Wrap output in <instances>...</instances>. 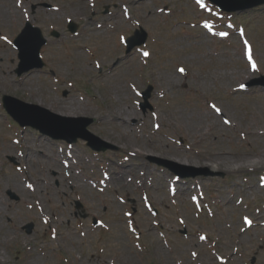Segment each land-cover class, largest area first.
Returning a JSON list of instances; mask_svg holds the SVG:
<instances>
[{"label": "rangeland", "instance_id": "374dc122", "mask_svg": "<svg viewBox=\"0 0 264 264\" xmlns=\"http://www.w3.org/2000/svg\"><path fill=\"white\" fill-rule=\"evenodd\" d=\"M16 1L23 2L45 22L47 29L42 30L43 34L54 38L52 31L55 30L58 38L54 44L41 47L40 58L44 66L30 69L20 76L15 73L18 51L0 40V49L9 50L7 55L0 54V264H32L33 259L37 264H119L124 259L117 251L120 244L130 253L125 255L129 260L126 264H223L219 261L224 258L219 259L213 251L227 259L224 264H250L253 255L256 257L254 264H264V230L259 223L243 229L241 218L248 214L258 221L257 209L264 201V187L260 185L264 176V89L259 85L264 75V6L236 13L233 19L245 27L247 38L254 44L259 67L252 71L244 60L238 36L232 31L229 37L220 39L199 26V20L210 18L212 12L211 9L209 13L198 10L192 0H86L87 8L79 19L74 18L77 26L74 34L68 30L64 16L80 0H32V4L26 0H0V6ZM37 2L40 8L36 7ZM50 6L51 10L46 12ZM224 20L227 17L221 19L223 26H227ZM139 27L147 33L143 48L149 50L148 57L141 55L136 46L126 53V46L118 39V33L127 31L132 35ZM4 33L0 28V38ZM8 43L12 45L13 39ZM96 59L101 63V69L95 66L93 61ZM30 62H33L32 56ZM179 65L199 80H190L187 88L179 82L168 84L167 77L179 75ZM77 66L84 68L85 72H78ZM107 67H112L110 75L102 74ZM245 73L247 79L241 80ZM240 80L253 81V86L246 90H232ZM149 82L152 90L148 101L152 108L144 110L139 104L143 98L138 97L134 89L144 90ZM131 83L136 84L132 89ZM158 90L160 92L156 94ZM125 91L128 96L124 95ZM4 94L46 108L30 95L59 99L63 104L74 99L84 100L96 110V113L82 115L92 119L87 130L115 148L93 152L85 141L79 139L70 144L77 156L73 157L75 162L71 161L73 166L68 171L63 165L68 155L64 149L66 142L41 134L29 126L21 127L22 131L16 133L14 128L19 130V125L1 109ZM211 99L218 102L234 121V130L226 128L219 120L223 127L215 128L217 125L212 119L206 115L202 117L208 110L206 102ZM126 102L132 103L139 112L137 124L128 122L123 126L111 117H105L107 110L113 109L108 107L109 104L117 106ZM152 110L159 113L158 119ZM198 116L202 117L199 130L209 135L196 138L199 130L192 128L183 131L187 142L204 149L214 144L211 148L219 147L234 156L244 155V151L252 148L254 156L250 160L256 164L236 167L234 163L232 169L211 171L205 166L180 163L150 153L130 158L122 147L133 145L138 149L140 142L147 143L149 139L164 143L169 141L166 135L174 136L180 143L181 138L174 135L177 126L181 125L180 120ZM53 121L57 122L61 133L69 135L81 132L80 124L84 123ZM208 126H214L218 142L214 143L213 130ZM107 132L127 133L128 138L106 141ZM23 134L29 139H42L56 154L63 146V156L14 158L2 152L4 138ZM96 143L101 145L98 141ZM12 147L17 150L18 146ZM155 158L170 160L168 165L185 177L196 173L197 177L207 180L202 184L205 189L202 191L205 197L202 212H197L189 200V194L197 191L191 187L180 190L179 208H175L165 186V179L171 172L154 163ZM141 162L151 169H159L158 173L163 172L146 179L156 187L155 195L161 201L157 204V215L144 208L140 200L144 190L135 189L137 201L132 202L125 199L124 193L117 189V181L112 179L104 192L97 191L95 180L106 174L112 176V171L120 170L125 163L133 164L137 171ZM66 172L70 173L68 178L73 187L67 183ZM39 178L44 182L29 190L28 183ZM16 181L22 184L25 193L13 187ZM121 185L126 187L124 183ZM104 201L108 203L107 207L103 206ZM40 207L47 211L45 216L40 213ZM53 214L57 217L49 225L44 217ZM94 218L109 225V230L100 227L92 230ZM127 218L130 219L128 223ZM132 219L139 223L142 220L141 227H131ZM28 222L33 223L30 233L24 229ZM82 228L88 231L86 237L80 236ZM51 229H56V237H52ZM200 232L206 233L207 238H199V243L195 235L199 236ZM183 236L188 240H180ZM155 245L161 250L153 252ZM176 247L183 252L176 253ZM197 247L202 252L191 254L197 253Z\"/></svg>", "mask_w": 264, "mask_h": 264}, {"label": "bare ground", "instance_id": "6f19581e", "mask_svg": "<svg viewBox=\"0 0 264 264\" xmlns=\"http://www.w3.org/2000/svg\"><path fill=\"white\" fill-rule=\"evenodd\" d=\"M34 1V0H33ZM32 0H29V3L33 2ZM85 2V3H84ZM86 7V0H80V2L77 4L75 8L70 9L69 12L66 13L64 16V19H78L81 15V13L85 10ZM48 12L47 10H45ZM27 23H30L34 26H37L42 29H47L45 22L36 15V12H31L27 7H25L22 4H6L0 6V28L5 31L7 36H11L13 33H17L18 31L22 30ZM45 37V36H44ZM57 41V39L49 38L48 43L49 45L54 44ZM8 48L3 47V49H0V54L7 55ZM76 59L79 62V57L77 56ZM76 70L80 73L85 72V69L82 67L77 66ZM112 71V67H107L105 72L106 75H110ZM30 75V74H29ZM186 76H182L181 78L177 75H172L167 77L168 82L170 84H174L179 82L181 85H187L188 84V77L187 73ZM178 77V79H177ZM194 80H198L197 78H194ZM116 91V89H114ZM126 91L124 92V95H126ZM129 94H127L128 96ZM31 98H34L38 100L40 104L46 105L49 109L54 110L56 113H59L61 115H67V116H78V115H84V114H90V113H96V110L94 107L84 101H77V100H70L68 104H63L61 100H52L50 98H35L30 95ZM108 107H112L113 109H108L107 114H104L105 117H111L112 120L119 123V125H126L131 119L133 120V124H135L139 119V113L136 110V108L132 104L126 103H118V105H112L109 104ZM209 107L213 108L217 111V107L213 105L212 103H209ZM222 108V107H221ZM223 110V108H222ZM219 109L218 115H213L209 110L202 114V117H206L205 115H208L209 117L215 118L217 120L218 118H225L227 120V116L224 113V110L222 111ZM101 116V114L99 113ZM102 114V116L104 117ZM104 117V118H105ZM200 116L196 118L188 117V118H182L180 120L181 125L177 126V131L175 134L177 136L182 137L183 140H186V138L183 136V131H189L192 128H195V130H199V120L202 119ZM208 117V118H209ZM214 120V123L216 121ZM1 122V120H0ZM230 123V122H229ZM199 130L196 134H199ZM203 133V132H202ZM5 134H2L1 136H4ZM215 141L218 140V137L214 135ZM106 140H112L115 139H127V134H118L107 132L105 134ZM199 138V137H198ZM21 140L19 138L15 137H9L3 139L2 144V152L6 155L14 156L16 158L19 157H29V158H36V157H49L50 155H56V152L52 150L43 140L41 139H30V140H24V147H21L19 150H16L12 147L13 144L16 142H20ZM127 143V142H126ZM142 145H145L143 147ZM189 146V144H188ZM122 147L126 150L128 155L131 158H136L143 156L145 154H152L156 156L166 157L170 159H174L176 161L186 163V164H192V165H201L207 167L211 171H223L232 169L234 167V163L237 165L236 167L241 166H250L255 165L256 162L253 160H250L251 157L254 156L253 150H247L244 152V155H238L234 156L229 154L226 151H223L221 149H204L205 147L197 146L195 145L194 149H198L197 151L193 153L189 152V150H185L183 147L177 146L172 141H165L164 143L158 142L156 140H148L147 143L140 142V146L138 149L134 148V146L130 145V147H127L126 145H122ZM192 151V150H191ZM61 152V150H60ZM257 156V155H256ZM145 167L143 163L140 164V168ZM139 168V167H138ZM123 172H114L113 175L116 179H124L126 175L129 173H132V165L126 164L124 167H122ZM152 171L146 167L145 173H151ZM141 175V174H140ZM196 181H199L195 179ZM203 181H206L205 179H202ZM34 184L44 182V179H34L32 180ZM143 183V181H141ZM185 180H173L170 178L168 181V184L171 186H177L180 190L182 189V185L184 184ZM72 185V184H71ZM13 187L18 190L19 192L25 193V190L22 189V184L18 183L17 181L13 183ZM128 197H131V192L128 191L126 194ZM50 199V198H49ZM107 205V203H106ZM0 206H1V199H0ZM56 214H53L50 218L51 222L55 221ZM88 234L87 230H83L80 236L86 237ZM79 236V235H78ZM177 248V249H176ZM174 248V251L176 252H183V249L176 247ZM161 247L159 245H155L153 248V252L160 251ZM117 251H120V253L123 255L124 259L123 261H119V264H126L129 262L128 258L125 257V255L130 254L124 247L120 244L117 247ZM32 264H37L36 259H33Z\"/></svg>", "mask_w": 264, "mask_h": 264}, {"label": "water", "instance_id": "95a60500", "mask_svg": "<svg viewBox=\"0 0 264 264\" xmlns=\"http://www.w3.org/2000/svg\"><path fill=\"white\" fill-rule=\"evenodd\" d=\"M214 1H217V2H219L220 4H224L223 0H214ZM254 3H256V1L253 2V4H254ZM247 5H248V4H247ZM42 43H43V42H42L41 40H38V41H36V42L33 43L32 49H33L34 53H36V55H37V53H38V51H39V48H40V46H41ZM40 65H41V63H36V64L29 65V66H27L25 69H23V70H19V73H21L22 71L28 70L29 68H32V67H34V66H40ZM30 228H31V226H29L28 230H30Z\"/></svg>", "mask_w": 264, "mask_h": 264}, {"label": "snow or ice", "instance_id": "6c2138e0", "mask_svg": "<svg viewBox=\"0 0 264 264\" xmlns=\"http://www.w3.org/2000/svg\"><path fill=\"white\" fill-rule=\"evenodd\" d=\"M144 55L147 56L148 53H144ZM249 59L251 60V56H249ZM253 68H255V64H253ZM181 71H183V70H181ZM217 111H219V109H217Z\"/></svg>", "mask_w": 264, "mask_h": 264}]
</instances>
